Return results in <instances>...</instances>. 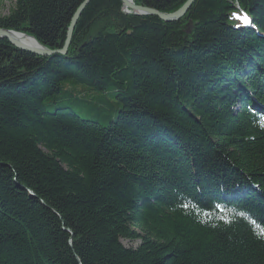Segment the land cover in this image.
<instances>
[{"label":"trees","instance_id":"16d2710c","mask_svg":"<svg viewBox=\"0 0 264 264\" xmlns=\"http://www.w3.org/2000/svg\"><path fill=\"white\" fill-rule=\"evenodd\" d=\"M84 1L0 30L60 51ZM122 6L89 0L63 56L0 40V264H264V0Z\"/></svg>","mask_w":264,"mask_h":264},{"label":"water","instance_id":"95a60500","mask_svg":"<svg viewBox=\"0 0 264 264\" xmlns=\"http://www.w3.org/2000/svg\"><path fill=\"white\" fill-rule=\"evenodd\" d=\"M88 1L89 0H85L78 7V9L75 11L72 18L70 19V23H69V26H68L67 32H66L65 41H64L63 47L60 51H50V50H46V49H38V48H36V46L34 48L27 47L23 43H21L19 40L15 39L13 37L14 34L16 35L17 33L10 32V31L0 30V40H6L10 45L14 46L15 48H17L19 50L30 52V53L37 55V56H41V57H49L52 55H62L63 56V55H65L66 50L70 44V40H71V36H72L74 26H75V24H76V22L80 16L82 10L84 9L86 4L88 3ZM193 1L194 0H187V2L184 3V5L179 10H177L176 12H174L172 14H160V13L153 11V10H147L144 8L142 9L141 7L134 6L130 0H121V2L123 4V8L126 12L128 10H130L128 13L133 12L132 14H134V15H140L143 12H145L146 15L155 16L160 21L165 22V23L176 22L189 9V7L191 6ZM19 35L24 37V35H22V34H19Z\"/></svg>","mask_w":264,"mask_h":264},{"label":"rangeland","instance_id":"374dc122","mask_svg":"<svg viewBox=\"0 0 264 264\" xmlns=\"http://www.w3.org/2000/svg\"><path fill=\"white\" fill-rule=\"evenodd\" d=\"M187 2V1H186ZM185 2V3H186ZM132 3V2H131ZM193 3V2H192ZM133 4V3H132ZM134 5V4H133ZM184 5V4H183ZM182 5V6H183ZM192 5V4H191ZM10 6H11V4H10V2H9V0H0V14H2V15H5V14H7V12H8V9L10 8ZM134 6H136V5H134ZM181 6V7H182ZM138 7H141L142 9L144 8V9H147V10H153V11H156V12H158L157 10H154V9H152V8H147V7H143V6H138ZM180 7V8H181ZM122 8H123V6H122ZM179 8V9H180ZM190 8V7H189ZM178 9V10H179ZM122 11H124L123 13H125V14H127V15H132V16H139V17H155V16H151V15H146V13L145 12H143L142 14H140V15H134V14H132L133 12H131V13H128L130 10H128L127 12L124 10V8H123V10ZM177 11V10H176ZM175 11V12H176ZM188 11V10H187ZM186 11V12H187ZM186 12L176 21V22H178L179 20H181L183 17H184V15L186 14ZM158 13H160V14H172V13H174V12H172V13H163V12H158ZM139 14V13H138ZM155 18H157V17H155ZM158 19V18H157ZM159 20V19H158ZM162 22V21H161ZM163 23H165V22H163ZM171 23H175V22H171ZM122 245L123 246H125V247H135L136 245H137V243H128V242H126V241H123L122 242Z\"/></svg>","mask_w":264,"mask_h":264},{"label":"bare ground","instance_id":"6f19581e","mask_svg":"<svg viewBox=\"0 0 264 264\" xmlns=\"http://www.w3.org/2000/svg\"><path fill=\"white\" fill-rule=\"evenodd\" d=\"M131 1V0H130ZM132 2V1H131ZM72 18V17H71ZM15 39H17V40H19L21 43H23L25 46H27V47H31V48H34L35 46H36V48H38V49H46V50H49V49H47V48H45V47H43V46H41L40 44H38L33 38H31V37H27V36H25L24 35V37L23 36H21V35H19L18 33L15 35L14 34V36H13Z\"/></svg>","mask_w":264,"mask_h":264},{"label":"snow or ice","instance_id":"6c2138e0","mask_svg":"<svg viewBox=\"0 0 264 264\" xmlns=\"http://www.w3.org/2000/svg\"><path fill=\"white\" fill-rule=\"evenodd\" d=\"M233 15H234V17L237 18V19H242V21H243V23H244L245 25H247V24L250 23V21L248 20L246 14H244L243 16H238L237 14L234 13ZM261 234L264 235V233H261Z\"/></svg>","mask_w":264,"mask_h":264}]
</instances>
